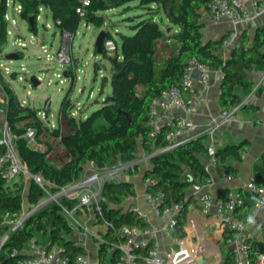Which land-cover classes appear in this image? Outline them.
I'll list each match as a JSON object with an SVG mask.
<instances>
[{
    "label": "trees",
    "instance_id": "obj_1",
    "mask_svg": "<svg viewBox=\"0 0 264 264\" xmlns=\"http://www.w3.org/2000/svg\"><path fill=\"white\" fill-rule=\"evenodd\" d=\"M18 1L22 4L21 18L29 22L31 31H38L37 17L40 8L45 6L52 13L55 27L62 34L67 32L72 38L82 22L102 28L107 20L105 14L109 10L117 9L122 15L128 14L130 10H139V14L125 18L133 33L119 32L121 42H118L120 48L117 54L109 55L104 48L103 54L110 59L114 74L122 72L112 77L111 96L114 100L107 96L100 108L76 121L69 113L72 106L70 95L77 82L76 67L74 71L67 72L71 83L62 101L60 114L74 128L69 134L61 135V142L69 158L62 165H57L49 160L51 147L46 150L33 148L25 138L18 140V148L29 170L33 173L41 172L50 182V193L55 194L60 187L80 180L86 173L88 163L112 165L132 162L138 156L140 144H143L144 151L153 154L151 166L143 175L145 181L152 178L155 184L148 185L147 191H162L166 204L178 207L176 234L184 238L189 208L197 201L192 192L193 185L185 179V175L189 173L201 186L208 184L211 179L203 161L208 157V144L205 141L207 135L192 139L170 151L157 152L167 142L165 130L159 132L155 139L149 137L150 105L162 91L172 85H180L184 71L193 59L208 63L213 69L222 68L221 103L228 109L240 105L243 98L238 89L243 88L248 94L253 88L247 71L254 67L264 68V25L257 29L252 41L247 39L246 33H242L240 44L225 58L220 51L226 37L204 40L202 31L205 24L202 18L203 12L209 10L210 0H90L89 6H83V0ZM131 3L137 4L133 6ZM79 8L84 11L83 15L78 11ZM4 11L1 12L2 18L5 16ZM31 18L35 27L30 23ZM108 37L115 38L109 30ZM161 38L177 41L179 49L158 64L156 46ZM6 41L4 27L0 32V54ZM15 74L12 73L14 78ZM0 83L6 91L5 111L11 126L20 134L31 126L41 135L47 127L39 116L40 110L20 102L15 90L5 81L1 69ZM105 86L106 83L103 84ZM243 107L247 108V104ZM52 134L59 136L60 128ZM249 143L243 140L218 147V169L236 176L239 169L234 162L242 160ZM2 150L0 146V154ZM253 181L259 187L264 186V153L254 164ZM228 193L221 192L219 198L227 200ZM26 194L32 209L45 204L30 214L16 230L10 231L11 226L6 220H15L24 212ZM238 194L242 203L235 213L239 214L243 209L251 212L258 203V193L242 188ZM136 195L135 184L129 180H109L104 184L98 208L94 212L97 223L105 227L103 240L99 241L100 259L111 247V263L117 261L119 253L115 246L123 240L117 235L118 228L124 225L142 228L149 226L132 208L125 211L122 207L126 199ZM47 196V190L34 180L21 179L13 184L5 179L0 180V264H18L28 254L25 249L33 239L44 243L47 249L54 245L61 247L62 254L72 263L77 256L85 253V248L74 238L75 229L65 215L66 210L79 209V200L62 196L57 200L42 202ZM230 235L231 231L226 229V244ZM6 236L8 238L1 247ZM151 248L152 243L142 249L141 253L147 255ZM256 251H259L258 243L252 245V252ZM232 263L233 257L229 252L223 264Z\"/></svg>",
    "mask_w": 264,
    "mask_h": 264
},
{
    "label": "built area",
    "instance_id": "obj_2",
    "mask_svg": "<svg viewBox=\"0 0 264 264\" xmlns=\"http://www.w3.org/2000/svg\"><path fill=\"white\" fill-rule=\"evenodd\" d=\"M258 0H210L209 11L214 22L222 19H230L233 24L232 30L228 33L223 42L220 53L227 49L232 51L239 44L238 25L250 18L248 9L249 3H253L257 7ZM9 4V3H8ZM14 5V1H13ZM90 0H83V6H89ZM19 13L22 11V4L16 6ZM78 11L83 15L84 11L79 8ZM64 37L72 38L67 32L62 34ZM18 45H22L20 41ZM104 48L109 55H116L119 51V43L115 38H105ZM224 57V56H223ZM57 59L63 66L71 65V59L66 55L64 47H60L57 51ZM65 71V70H64ZM194 72L199 73V79L202 85L208 90L212 85V76L214 74L223 76L222 68L213 69L208 63L193 59L186 67L181 79L180 85H172L155 97L150 105L148 114V125L150 127L149 137L155 139L157 134L165 130V141L167 144L158 149L159 151H170L180 145L208 134L214 137L216 128L220 121L217 117H211V124L206 129L200 126L190 118L196 108L207 103V95L199 93L194 85ZM64 74H58L63 77ZM66 76V75H65ZM42 81V77L39 76ZM63 82V80H61ZM247 104V100L243 99L241 104L235 109L243 107ZM179 111L182 115H176ZM40 113V112H39ZM54 128V126H53ZM46 131V130H45ZM49 135L48 132H45ZM43 134V133H42ZM40 135L34 127H27L23 134L18 133L10 124L7 116L0 120V146L3 150L0 154V180L5 179L9 184L24 179L25 181L34 180L41 187L47 190L50 200H57L59 195L69 198H77L79 200L78 207H90L93 212L98 208L99 198L104 184L109 180H119L120 174L125 172H136L141 165H145L148 169L151 164L153 154L146 153L144 150L138 153L137 158L128 163L107 164L99 167L97 163L91 162L87 167L83 177L59 188L58 195L50 193V182L39 173H33L26 166L18 148V140L25 138L28 143L36 149L45 150V147L38 141ZM61 139V135L58 136ZM143 147V144H140ZM144 149V147H143ZM217 147L215 144L208 146V157L205 158L204 164L206 170L211 174L214 169H218L219 160L216 156ZM223 176L227 180L235 178L234 175L223 171ZM254 179V177H253ZM252 181L247 185V189L256 191L259 195L258 203L255 207L264 203V186L259 187ZM147 185L155 184V180L148 178ZM146 199L152 211L166 219L163 226H150L142 228L137 225H124L118 228L117 235L123 240L115 246L118 249V259L114 264H197L192 263L193 252L187 246H181L178 250L172 251L167 257L159 254V242L157 237L159 232L168 235H174L177 231V212L178 207L170 206L165 202V194L162 191L146 192ZM242 203L239 194L228 197L227 200L215 198L209 191L200 193L198 198L199 210L203 216L214 215L218 221L219 230L225 232L226 229L231 231L228 238V245L232 253V264H264V253L260 250L252 252V245L246 234V220L235 213L238 205ZM77 208V207H76ZM36 209V208H34ZM34 209L24 211L19 218L15 220L7 219L6 223L11 226L10 231H14L21 226L23 222L30 216ZM76 209L68 211L69 218H74ZM67 211V210H66ZM137 214L142 215L141 209L136 208ZM96 239L103 240V235L95 233ZM8 237L6 236L4 240ZM153 242L152 248L147 255L141 253V250L149 246ZM61 247L54 245L50 249L46 248L44 243L31 240L25 249L30 254L19 260L18 264H95L92 259L81 254L77 256L72 263L70 259L62 254Z\"/></svg>",
    "mask_w": 264,
    "mask_h": 264
},
{
    "label": "crops",
    "instance_id": "obj_3",
    "mask_svg": "<svg viewBox=\"0 0 264 264\" xmlns=\"http://www.w3.org/2000/svg\"><path fill=\"white\" fill-rule=\"evenodd\" d=\"M257 2V7L251 2L249 3L250 18L238 25L239 37H241L242 33H246L247 39H250V41L255 37L257 29L264 25V0H258ZM136 4L131 3L133 6ZM109 11L110 13H120L117 9ZM202 20L205 24L202 31L205 41L225 38L233 28V24L227 18L219 22H214L209 10L203 12ZM124 25L126 29L131 30L129 22H125ZM44 43V41L41 42L39 46L42 48L45 47ZM20 46L27 47L25 43H22ZM156 48L157 61L158 64H161L164 59L178 52L179 44L173 39L161 38L157 41ZM230 54V49L222 53L225 58L229 57ZM2 56L3 51L0 54V61ZM0 68L6 75L12 74H7L10 70L3 62L0 63ZM247 77L253 85L252 90L247 94L243 88L238 89L242 98L247 100V108L228 109L222 105L220 99V76L214 74L211 81L212 85L206 90L199 79V73L194 72V85L196 90L199 93L206 94L208 101L205 104L199 105L195 112L190 115V118L201 129L209 127L211 117H217L220 121L213 138L211 135L205 134L207 135L205 141L208 146L213 143L218 148L229 143H240L243 140H248L250 143L243 153L242 160L234 162L235 166L239 169L235 178L227 180L223 176L224 170L214 169L208 184L202 186V189L195 193L197 201L191 204L189 208L187 222L184 226L186 232L184 238H179L176 233L174 235H168L164 232H159L157 237V241L159 242L158 251L162 257H167L168 254L178 250L181 246H187L191 248L194 255L191 260L192 263L223 264L224 258L231 252L228 243L226 244L225 242L224 232L219 230L216 217L213 214L203 216L200 212L198 198L200 193L205 191L211 192L218 199H220V193L223 191L229 192L228 197L237 195L240 189L247 188V185L252 181L254 177V164L264 153V68L254 67L248 70ZM6 82L10 83L7 80ZM258 89H260L259 92ZM4 103H6V91L0 83V120H3L6 116V105ZM175 114L182 115L179 111H176ZM86 117H83L82 113H80V118H73L79 121ZM46 127L44 131L46 130L45 132H48L49 135L43 131L38 141L45 147V150L51 147L48 156L49 160L57 165H62L69 158V155L61 139L53 135L52 132L60 128V135L69 134L74 128L67 123L66 118L62 114H60L58 125L52 122L50 125H46ZM143 150V147L140 145L138 153L143 152ZM90 165L88 163L87 167ZM146 170L145 165H141L137 169V172L120 174V180L125 179L134 183L137 191V195L126 199L122 203V207H124L125 211L132 208V211L135 213H137L135 211L136 208L141 209L143 214L140 216L148 223V227H161L166 222V219L156 215L146 199L148 185L143 175ZM75 211L73 221L70 218L69 221L75 229L74 238L85 248L84 254L88 255L95 264H112V248L110 247L100 259L99 242L95 237V233L103 235L105 227L97 223L95 214L90 207L81 206ZM238 215L246 220V234L251 245L254 243L259 244L260 242L264 243V203L252 209L251 212H247L244 209L240 210Z\"/></svg>",
    "mask_w": 264,
    "mask_h": 264
},
{
    "label": "rangeland",
    "instance_id": "obj_4",
    "mask_svg": "<svg viewBox=\"0 0 264 264\" xmlns=\"http://www.w3.org/2000/svg\"><path fill=\"white\" fill-rule=\"evenodd\" d=\"M19 3L18 0H0V32L5 27L7 34L0 63L3 62L9 67L10 71L7 74L16 73L14 78L12 74L6 75L1 70L5 81H10L9 84L15 90L20 102L23 105L39 109V116L46 125H50L52 122L58 125L61 104L69 92L71 83L67 75L59 77L58 74L67 73L76 67L78 79L70 95L72 106H70L69 113L73 117L80 118V113L84 117L100 108L103 100L112 94L114 71L108 56L96 52L97 37L101 29H106L113 34L118 42H121L119 32L133 33L132 30L125 28V18L139 14V10H130L123 17L120 13L108 11L105 14L106 23L102 28L82 22L73 38H67L55 27L52 13L45 6L40 8V15L37 17L38 31H31L29 22L23 20L21 13L16 9ZM3 9H5L4 18L1 15ZM18 41L25 43L27 47L18 45ZM43 41L45 47L42 48L39 45ZM60 47L65 48L66 55L71 59V65L64 67L57 59V51ZM13 51L19 53L21 59L11 61L5 58L7 53ZM76 61L78 62L76 63ZM34 75L38 78L42 77V81L40 80L37 87L31 82V77ZM104 83H106L105 87H103ZM47 113L49 119L46 118ZM57 193L55 195H58ZM26 195L25 211L31 208ZM49 200L50 197L47 196L42 202ZM65 215L69 218L68 211H65ZM73 224L76 225L74 222Z\"/></svg>",
    "mask_w": 264,
    "mask_h": 264
},
{
    "label": "water",
    "instance_id": "obj_5",
    "mask_svg": "<svg viewBox=\"0 0 264 264\" xmlns=\"http://www.w3.org/2000/svg\"><path fill=\"white\" fill-rule=\"evenodd\" d=\"M30 23L32 24L33 27H35L33 18L30 19ZM106 36H107V30L106 29H101V31H100V33H99V35L97 37L96 43H95V50L100 55H103V53H104V40H105ZM6 58H8L10 60L21 59V55L19 53H17L16 51H13V52L7 53L6 54ZM97 66H100V65L97 64ZM121 74H122V72L116 73V74L113 75V77L119 76ZM65 75H67L66 72H65ZM31 82L33 83L34 86L37 87L40 84L41 81H40V79L37 76L34 75V76L31 77ZM111 99L114 100V97L111 96ZM45 109H46V107H45ZM46 118L49 119L48 118V113L46 114ZM104 166H105L104 163H99V167H104ZM185 179L189 180L191 182V184L193 185V191H192L193 194H195L196 192H198V191H200L202 189V186L189 173H187L185 175ZM62 196L63 195H59V197H62ZM43 204H45V203H43ZM43 204L39 205L36 209L32 210L30 214L35 212ZM4 242H5V240L3 241L1 247L3 246ZM259 250H260L261 253H264V243L263 242L259 243ZM29 255L30 254H27L26 256H29Z\"/></svg>",
    "mask_w": 264,
    "mask_h": 264
}]
</instances>
